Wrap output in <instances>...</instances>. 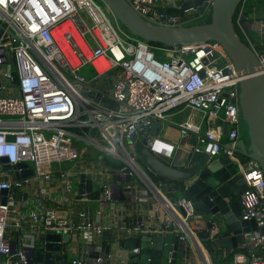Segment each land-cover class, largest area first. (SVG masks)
Masks as SVG:
<instances>
[{"label": "built area", "instance_id": "built-area-1", "mask_svg": "<svg viewBox=\"0 0 264 264\" xmlns=\"http://www.w3.org/2000/svg\"><path fill=\"white\" fill-rule=\"evenodd\" d=\"M127 1L152 23L181 25L179 15L162 12L161 0ZM166 3L180 9L178 0ZM0 24L7 33L0 37V159H8L0 166L25 162L37 174L16 179L0 170V264H31L28 250L47 230L83 244L110 232L119 233V246L140 240L124 252L118 246L107 254V247H99L90 264H152V246L143 247L142 238L158 232L177 234L183 244L179 263L169 250L163 264H215L214 255L231 264H264V173L256 160L239 153L242 77L220 43L154 46L127 32L103 0H0ZM254 31L262 36L264 20ZM8 51L16 67L11 74ZM257 53L264 73V54ZM98 93L118 108L102 104ZM180 107L205 113L212 125L204 132V149L211 157H229L245 178L241 219L255 220L259 228L245 232V242L230 254L221 247L209 252L198 235L201 215L192 200L169 196L139 161L133 134L147 137L156 119ZM219 118L228 124L226 137ZM164 149L169 157L171 150ZM83 175L93 183L91 193H79ZM52 177L60 181L58 188L40 184ZM32 181L38 202L24 214L13 189ZM112 204L106 212L104 206ZM135 204H151L155 223L126 216ZM10 219L20 233L16 242L6 238ZM24 220L28 228L20 231ZM71 250L64 252L72 256Z\"/></svg>", "mask_w": 264, "mask_h": 264}, {"label": "water", "instance_id": "water-1", "mask_svg": "<svg viewBox=\"0 0 264 264\" xmlns=\"http://www.w3.org/2000/svg\"><path fill=\"white\" fill-rule=\"evenodd\" d=\"M245 1L178 0L183 14L189 17L204 16L206 20H197L187 25H164L146 20L127 0H103L121 26L145 42L159 43L168 48L200 45L210 41L223 46L242 77L239 84V104L243 121L247 125L248 141L245 138L239 140V153L256 160L264 173V73H260L261 61L257 51L240 36L234 22L238 7ZM245 16L246 13L242 17ZM6 35L4 27L0 24V37ZM11 36L15 37L13 33ZM7 55L8 73L11 74L16 70L14 56L10 51ZM95 97L104 105L118 108V103L110 96L103 97L98 93ZM228 129V124L224 123L225 137L228 135ZM155 135L157 132L154 130L145 138L133 134L132 140L139 161L151 178L166 191L173 190L192 200L196 212L201 215V220L196 222L198 235L207 240L206 247L209 252L214 253L215 249L220 247L236 248L238 244L244 243V233L259 227L255 220L241 219L239 195L245 187V178L239 172L238 166L227 156L211 157L205 149L196 147V136L190 140L191 148L183 146L180 142L181 149L177 161H169L166 159L168 154L163 144L161 145L162 142L153 139ZM169 157L171 158V155ZM7 161V158L0 159V162ZM1 169L13 172L16 179L37 175L25 162L15 165L5 163L0 166ZM92 190V181L83 175L79 193H91ZM7 192L6 190L5 193ZM260 230L264 233V227ZM142 241L143 247L152 246L151 253L155 258L152 264H163V253L169 250H174L173 263H176L179 253L183 252L179 236L171 232L147 234ZM68 242V236H62L59 231L47 230L40 235L37 246L28 250L30 263L71 264L72 256L64 252ZM139 245L140 240L122 243V246L127 247ZM149 251L145 249L143 252ZM109 252L110 246H107L106 253ZM105 264L110 263L107 260Z\"/></svg>", "mask_w": 264, "mask_h": 264}, {"label": "crops", "instance_id": "crops-1", "mask_svg": "<svg viewBox=\"0 0 264 264\" xmlns=\"http://www.w3.org/2000/svg\"><path fill=\"white\" fill-rule=\"evenodd\" d=\"M172 7L173 6L168 5L166 3V0H161L160 9H162V12L168 15H176V16L179 15L182 19V22L180 23L181 25H187L196 22L198 19L200 20L204 17V16L201 17L199 15L197 17H188L185 14H183V12H181V10L178 9L177 7L175 8ZM244 13H246V16L244 18L245 23L247 24L248 27H250V29L254 30L256 24L259 21L264 20V0H246L243 4V8L241 11L242 16ZM204 115L205 113L198 112L189 107H180L179 109H176L173 112H171L165 119H156L153 122L152 126L148 129L147 133L150 132L152 133V130H154L155 133L157 132V135H155L154 138L160 140L165 147L171 150V158L167 157L166 159H168L169 161L176 162L181 149L180 142L183 146L191 148L192 146L190 144V140L192 139L193 136H196V143H197L196 147L202 149L206 147V142L204 141L203 135L204 132L212 125V123L209 122L208 117H205ZM220 119H217L216 122L222 125L224 129L225 121L223 120V118ZM182 123H188L191 126L193 125L192 127H197L198 129L184 130V128H182L181 126ZM241 138H245L248 141L247 127L245 128L244 123L241 125L240 139ZM224 140H226V138ZM44 183H45L44 180L40 182L42 186H44L46 189H49L48 186H46ZM13 191L17 197V204L20 206L24 214H27L30 209H33L37 205L38 202L37 182L34 183L32 181L31 183L25 185L22 188H14ZM166 192L168 193L169 196L173 198L181 197V195L178 192H175L173 190ZM121 203H123V201H121ZM150 205L144 204L138 206L137 204H135L133 207L136 209V211H131L126 216L134 218L135 221H137L138 218H144L146 219L147 222L154 224L155 223L154 220H156V218L154 219L149 216V214H151V209H152ZM108 208L114 209V204H112L111 207L104 206L106 212H107L106 209ZM22 223L23 224H21L20 231H25L28 228L29 222L24 220ZM107 234L112 235L110 242H104L103 241L104 235H100V236H95L92 242L88 244H83L80 241H70L66 243L65 246L66 250L70 249V247H73V250H71L73 253L72 260L80 258L81 260L85 261V264H90L89 262L95 260V257L98 256L97 249L99 247L110 246L113 253L117 252L119 242H121V240L119 239L120 237L119 233L110 232ZM19 236L20 233H18L17 231L16 223H14V220L10 219L6 230L7 240H9L10 242H16L19 239ZM69 245L72 246L69 247ZM121 245L122 244H120L119 246L120 247L119 252H124L127 246H123V249H121ZM231 249L232 248H227L229 254L231 252ZM219 254L220 251L218 255ZM183 255H184L183 252L179 254L178 263L179 260L183 258ZM1 257L4 258L3 256ZM214 257L216 256L214 255ZM220 261L221 264H231L230 260L220 259ZM185 264H189L187 260Z\"/></svg>", "mask_w": 264, "mask_h": 264}, {"label": "trees", "instance_id": "trees-1", "mask_svg": "<svg viewBox=\"0 0 264 264\" xmlns=\"http://www.w3.org/2000/svg\"><path fill=\"white\" fill-rule=\"evenodd\" d=\"M243 4H241L238 7L237 12H236L235 17H234V22H235L236 29L239 32L240 36L245 41L251 43L252 46L255 48V50L257 52H259L260 54H264V33L262 34V36H259L254 30L250 29L247 26V24L245 23L244 18L242 17V14H241V11H242V8H243ZM193 23H195V22H193ZM241 26H243V27H241ZM124 29L127 32H129L126 28H124ZM151 44L154 45V46H163L162 44H159V43H151ZM106 158H107V162L108 163H112L111 162V157L107 156ZM112 164H114V163H112ZM114 165L118 166V163L115 162ZM92 194H93V196L97 195L96 192H94ZM111 238H112V235H110V234L104 235L103 241L104 242H110Z\"/></svg>", "mask_w": 264, "mask_h": 264}, {"label": "rangeland", "instance_id": "rangeland-1", "mask_svg": "<svg viewBox=\"0 0 264 264\" xmlns=\"http://www.w3.org/2000/svg\"><path fill=\"white\" fill-rule=\"evenodd\" d=\"M84 16L87 18L86 14L84 13ZM88 19V18H87ZM201 20L205 21L206 18H202ZM88 21L90 22V20L88 19ZM164 60V58H162ZM85 74L90 77L92 74L90 71H86ZM245 127H247L246 123L244 122ZM46 186H48L49 188H58L60 181L58 180L57 177H52L48 180L45 181L44 183ZM214 263L215 264H221L220 258H216L214 257Z\"/></svg>", "mask_w": 264, "mask_h": 264}, {"label": "bare ground", "instance_id": "bare-ground-1", "mask_svg": "<svg viewBox=\"0 0 264 264\" xmlns=\"http://www.w3.org/2000/svg\"><path fill=\"white\" fill-rule=\"evenodd\" d=\"M243 4V3H242ZM173 8V7H172ZM164 9V8H163ZM189 17V16H188ZM204 18V17H203ZM199 20V19H198ZM201 20V19H200ZM220 119V118H219ZM221 120V119H220ZM219 120V121H220ZM192 124V123H191ZM197 124V123H196ZM193 126V125H192ZM246 128V127H245ZM188 129H190V128H188ZM184 131V130H183ZM199 134V133H198ZM203 135V134H202ZM204 136V135H203ZM200 138V137H199ZM160 141V140H159ZM203 144V143H202Z\"/></svg>", "mask_w": 264, "mask_h": 264}]
</instances>
